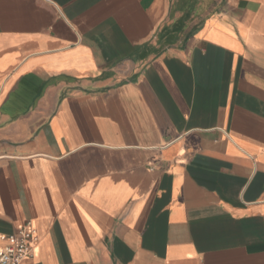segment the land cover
<instances>
[{"label": "crops", "instance_id": "crops-1", "mask_svg": "<svg viewBox=\"0 0 264 264\" xmlns=\"http://www.w3.org/2000/svg\"><path fill=\"white\" fill-rule=\"evenodd\" d=\"M23 264H264V0H0V251Z\"/></svg>", "mask_w": 264, "mask_h": 264}, {"label": "built area", "instance_id": "built-area-1", "mask_svg": "<svg viewBox=\"0 0 264 264\" xmlns=\"http://www.w3.org/2000/svg\"><path fill=\"white\" fill-rule=\"evenodd\" d=\"M37 244L36 232L28 223L17 234L12 235L8 246L0 251V264H23L33 257Z\"/></svg>", "mask_w": 264, "mask_h": 264}]
</instances>
